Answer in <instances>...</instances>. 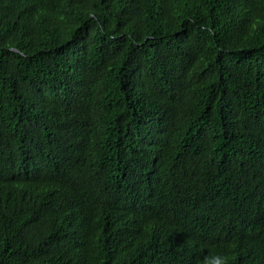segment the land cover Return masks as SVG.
<instances>
[{
  "label": "trees",
  "instance_id": "16d2710c",
  "mask_svg": "<svg viewBox=\"0 0 264 264\" xmlns=\"http://www.w3.org/2000/svg\"><path fill=\"white\" fill-rule=\"evenodd\" d=\"M264 264V0H0V264Z\"/></svg>",
  "mask_w": 264,
  "mask_h": 264
},
{
  "label": "clouds",
  "instance_id": "9594fccd",
  "mask_svg": "<svg viewBox=\"0 0 264 264\" xmlns=\"http://www.w3.org/2000/svg\"><path fill=\"white\" fill-rule=\"evenodd\" d=\"M230 257L223 253H213L207 256L204 260V264H229Z\"/></svg>",
  "mask_w": 264,
  "mask_h": 264
}]
</instances>
